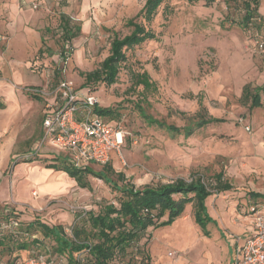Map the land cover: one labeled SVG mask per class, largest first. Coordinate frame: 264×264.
I'll list each match as a JSON object with an SVG mask.
<instances>
[{
  "label": "rangeland",
  "instance_id": "374dc122",
  "mask_svg": "<svg viewBox=\"0 0 264 264\" xmlns=\"http://www.w3.org/2000/svg\"><path fill=\"white\" fill-rule=\"evenodd\" d=\"M145 1L0 0V220L14 211L22 223L38 217L69 228L83 210L116 201L117 193L99 177L88 176L90 191L51 167L66 153L40 145L45 104L67 79L89 89L99 106L121 113L106 117L127 132L109 162L136 186L194 175L212 182L220 172L232 185L208 197L212 220L205 228L196 223L192 203L172 225L151 228L152 264H235L236 247L253 225L251 207H264V50L257 46L264 38V0L248 26L239 23L246 0H165L145 21L156 38L126 51L117 81L87 82L109 55L114 34L130 33L127 20ZM67 17L81 26L71 42L63 34ZM143 72L151 89L136 82ZM247 84L262 88L261 107L241 99ZM200 103L222 120L188 135L150 124L141 110L184 128ZM9 259L3 254L0 264Z\"/></svg>",
  "mask_w": 264,
  "mask_h": 264
},
{
  "label": "trees",
  "instance_id": "16d2710c",
  "mask_svg": "<svg viewBox=\"0 0 264 264\" xmlns=\"http://www.w3.org/2000/svg\"><path fill=\"white\" fill-rule=\"evenodd\" d=\"M203 1L211 3L213 0ZM164 2L165 0L145 1L138 14L127 20V25L131 28L130 33L124 36L114 34L109 55L101 62L99 68L87 74V82L113 84L117 81L121 66L127 59L126 51L156 38L145 21L150 23ZM259 3L260 0L244 2L245 14L239 21L241 25L248 26L254 20L259 13ZM63 29L65 41L71 42L79 35L81 26H72L67 17L64 18ZM66 51L64 48L62 54ZM136 77L137 84H142L145 89L154 87L147 72L137 74ZM261 90V87L252 88L247 84L241 99L250 101L252 106H261ZM141 110L150 124L167 129L172 134L182 133L186 129L188 135L195 126L222 120L208 116L207 109L201 103L199 111L191 119V127L184 128L154 118L145 112L144 107H141ZM95 111L109 123H119L106 119L120 118L121 113L118 110L97 105ZM55 159L58 162L51 164V167L67 173L81 188L90 191L93 189L89 175L105 181L117 193L116 201H104L98 204L97 209L83 210L76 215L69 228L62 223L50 224L38 217L22 223L18 213H6L3 220H0V256L9 255L8 264H21L27 257L40 255L62 258L65 264H152L148 247L151 228L172 225L190 203L194 206L196 223L205 228L206 223L212 220L207 209L208 197L215 192L232 188L222 172L217 173L215 181L212 182L206 181L203 175H194L191 181L177 178L165 183L139 187L128 179L124 172H115L109 161L102 164V170L96 171L89 165L76 166L68 154ZM110 171L116 177L110 175ZM4 224L8 225V228H2Z\"/></svg>",
  "mask_w": 264,
  "mask_h": 264
},
{
  "label": "built area",
  "instance_id": "2783aa9c",
  "mask_svg": "<svg viewBox=\"0 0 264 264\" xmlns=\"http://www.w3.org/2000/svg\"><path fill=\"white\" fill-rule=\"evenodd\" d=\"M257 46L264 50L263 37L258 38ZM84 89L67 79L59 82L55 96L45 104L40 143L65 152L78 167L105 164L113 151H120L127 135L120 123L111 124L95 111L99 101ZM251 213L253 228L237 245L235 264H264V207L254 205ZM21 264H65V260L40 255L27 257Z\"/></svg>",
  "mask_w": 264,
  "mask_h": 264
},
{
  "label": "crops",
  "instance_id": "0c3cea01",
  "mask_svg": "<svg viewBox=\"0 0 264 264\" xmlns=\"http://www.w3.org/2000/svg\"><path fill=\"white\" fill-rule=\"evenodd\" d=\"M261 106H262V105H261ZM261 106H254V107H261ZM61 152H63V151H61ZM258 194H259V193H258ZM257 196L261 197L260 195H257ZM252 228H253V225H252V227H251V230H252ZM251 230H250V231H251ZM248 234H249V233H248ZM248 234H247V235H248ZM245 236H246V235H245Z\"/></svg>",
  "mask_w": 264,
  "mask_h": 264
}]
</instances>
